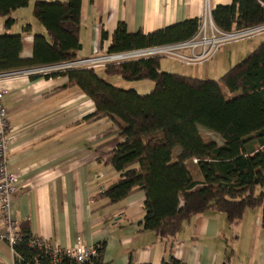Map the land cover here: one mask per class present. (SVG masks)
I'll return each mask as SVG.
<instances>
[{
  "label": "trees",
  "instance_id": "1",
  "mask_svg": "<svg viewBox=\"0 0 264 264\" xmlns=\"http://www.w3.org/2000/svg\"><path fill=\"white\" fill-rule=\"evenodd\" d=\"M29 0H0L4 27L14 24L11 12ZM81 0L37 1L33 16L49 35L33 37L32 55L22 58V34H0V73L34 65L73 59L81 48L77 36ZM215 26L231 31L264 22V0H232L211 10ZM200 18H189L144 33L128 32L119 22L109 51L170 43L191 37ZM29 24L23 31H29ZM106 37V33L102 34ZM245 40V39H244ZM162 57L109 64L106 75L125 81L148 79V93L117 87L96 69H69L65 75L94 103L85 120L110 118L121 140L105 155L119 179L100 190L97 198L110 203L133 190L144 191L142 228L160 237L173 238L183 220L206 212L224 213L237 224L247 209H260L264 230V40L217 79H201L160 70ZM48 77L49 75H45ZM39 77V76H31ZM227 92L234 94L227 96ZM200 129L216 134L219 141L204 140ZM201 175L193 178L188 162ZM20 240L13 246L14 264H50L48 254L29 245L33 237L28 221L19 225ZM98 256L82 264L103 263ZM229 256V255H228ZM60 264H75L63 259ZM127 264H133L131 260ZM152 264V263H142ZM158 264H184L170 256ZM226 264V263H224Z\"/></svg>",
  "mask_w": 264,
  "mask_h": 264
},
{
  "label": "crops",
  "instance_id": "2",
  "mask_svg": "<svg viewBox=\"0 0 264 264\" xmlns=\"http://www.w3.org/2000/svg\"><path fill=\"white\" fill-rule=\"evenodd\" d=\"M37 1L56 0H29L26 7L11 12L14 24L9 29L0 16V34L6 30L22 34V58L31 57L35 34L49 38L33 16ZM206 1L211 10L232 2L81 0L77 30L81 48L76 57L108 49L119 22L128 32L147 33L200 18ZM26 24L30 28L24 32ZM104 32L106 37H102ZM261 42L223 44L210 59L194 65L191 73L196 78L220 77ZM100 69L97 73H103L100 76L108 82L124 86L121 77L108 76ZM0 91H4L2 103L12 129L8 168L19 178L10 210L18 226L28 221L33 236L60 248L73 246L77 236L86 247L102 244L105 264H127L129 260L133 264H158L170 256L184 264H264L260 209H247L239 223L232 225L221 212L196 214L181 222L173 238H164L142 228L143 190L135 189L114 203L97 198L101 189L119 179L105 155L121 138L110 118L84 119L94 111V103L65 75L0 78ZM4 231L0 215V234ZM0 264H14V250L1 238Z\"/></svg>",
  "mask_w": 264,
  "mask_h": 264
},
{
  "label": "built area",
  "instance_id": "3",
  "mask_svg": "<svg viewBox=\"0 0 264 264\" xmlns=\"http://www.w3.org/2000/svg\"><path fill=\"white\" fill-rule=\"evenodd\" d=\"M259 34H264V22L231 31L219 30L213 23L211 8L206 1L198 29L187 39L121 51L98 49L85 57H75L51 64L34 65L19 70L2 72L0 78L18 75L26 77L53 76V74L69 69H100L109 64H119L150 57L168 58L184 65L194 66L210 59L217 48L223 44L238 42ZM3 93L4 91H0V215L5 231L0 234V238L5 240L13 249V246L20 240V232L18 224L12 218L10 203L17 191L19 178L16 172L8 168L7 152L12 138V129L9 125L7 110L2 103ZM29 245L46 252L50 257V264H60L63 259H69L75 264H82L92 257L98 256L97 247H86L80 236L76 237V243L73 246L66 248L49 245L42 238L35 236L31 237Z\"/></svg>",
  "mask_w": 264,
  "mask_h": 264
},
{
  "label": "rangeland",
  "instance_id": "4",
  "mask_svg": "<svg viewBox=\"0 0 264 264\" xmlns=\"http://www.w3.org/2000/svg\"><path fill=\"white\" fill-rule=\"evenodd\" d=\"M245 40L247 42L260 41V40L263 41L264 40V34H259V35H256L254 37H251V38H248ZM160 65H161V69L164 71L172 72V73H173V71H176L175 73L183 74L186 76L190 75L191 77H195L191 73V70L196 69V68H194V66H192V65H184V64H181L177 61H173V60L168 59V58H161L160 59ZM99 70H101V69H99ZM100 75L103 76V73H100ZM217 78H218V76H215L214 79H217ZM201 79H207V78H205V76H204ZM120 81L124 85V86H120L121 88H134L139 93H148L152 89L151 87L153 86V83L148 79H142V80H136V81H125V80H120ZM119 85H121V84H119ZM117 87H119V86H117ZM231 94L233 95L234 93L233 92L232 93L227 92V96H230ZM200 133H201L202 137L204 138V140H207V141L208 140H214V141L220 140L216 134L209 132L205 129H200ZM188 166H189V169H190V172H191L193 178L196 180H201V175L199 174V172L196 168V165L192 161H189Z\"/></svg>",
  "mask_w": 264,
  "mask_h": 264
}]
</instances>
